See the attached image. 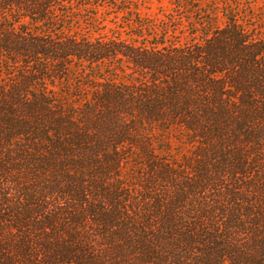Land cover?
<instances>
[{"label": "trees", "instance_id": "obj_1", "mask_svg": "<svg viewBox=\"0 0 264 264\" xmlns=\"http://www.w3.org/2000/svg\"><path fill=\"white\" fill-rule=\"evenodd\" d=\"M171 1L0 0V264H264V0Z\"/></svg>", "mask_w": 264, "mask_h": 264}, {"label": "rangeland", "instance_id": "obj_2", "mask_svg": "<svg viewBox=\"0 0 264 264\" xmlns=\"http://www.w3.org/2000/svg\"><path fill=\"white\" fill-rule=\"evenodd\" d=\"M140 9H142L144 12L151 13L153 15L155 14H161L163 11H166L171 6L170 3H172L171 0H133ZM101 18H107L109 21H119V25L123 26L124 22L127 19V16L125 14L121 13H115L113 11H106V14L101 16ZM110 24V23H109ZM111 25V24H110ZM110 33V32H109Z\"/></svg>", "mask_w": 264, "mask_h": 264}]
</instances>
